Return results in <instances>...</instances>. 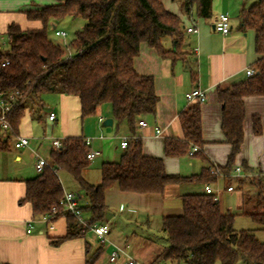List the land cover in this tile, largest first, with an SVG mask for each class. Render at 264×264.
<instances>
[{
  "label": "trees",
  "instance_id": "obj_1",
  "mask_svg": "<svg viewBox=\"0 0 264 264\" xmlns=\"http://www.w3.org/2000/svg\"><path fill=\"white\" fill-rule=\"evenodd\" d=\"M213 2L182 0L181 5L186 15L209 18L213 14ZM25 13L27 19L37 22L38 26L25 29L13 22L6 32L9 48L2 49L0 45V93L18 92L8 115L11 130L5 133L0 126V150L7 149L11 139L19 136L20 124L27 112L42 116L41 112L37 113L40 108L36 110V107L44 105L42 95L48 92L77 97L82 120L95 116L101 106L110 103L117 130L126 124L133 134L138 121L157 115L160 96L155 78L138 73L134 61L144 43L164 59L175 61L180 57L184 23L178 14L166 9L162 0H58ZM66 17L86 20L82 29L68 41L73 49L71 56L67 55L66 47L62 48L49 35L51 23ZM240 28L255 32L259 59L255 75L218 87V98L223 106L222 130L232 151L225 166H216L225 173L229 183L228 175L244 140V99L264 96V0L243 9ZM168 39H171V48L165 45ZM6 60L9 63L4 65ZM179 117L184 136L165 138V155H186L192 145H198L200 149L194 155L204 156L201 103H192ZM253 128L257 134L262 132L260 117H254ZM87 148L85 137H67L62 149L51 151L49 165L43 172L26 180V195L20 202H29L38 216L49 212L64 196L59 171L72 175L88 197V205L81 206L83 212L89 213L85 223L68 213V232L54 244L84 236L93 225L105 223L106 191L115 184L125 192L164 194L170 186L214 184L219 178L209 167L191 175L169 173L164 158L145 154L141 139L135 136L118 161L102 163L101 182L92 184L83 176V171L91 164ZM237 182L241 188L251 185L256 189L254 199L245 193L246 203L254 200L253 210L245 214L264 229V184L256 179L240 178ZM181 199L183 213L163 218L162 232L167 243L155 262L264 264V242L253 230L235 229L236 214L223 210L213 194L191 192L182 194ZM88 245L87 252L90 251ZM104 252L105 244L100 243L86 264H96ZM0 264L7 263L0 261Z\"/></svg>",
  "mask_w": 264,
  "mask_h": 264
},
{
  "label": "crops",
  "instance_id": "obj_2",
  "mask_svg": "<svg viewBox=\"0 0 264 264\" xmlns=\"http://www.w3.org/2000/svg\"><path fill=\"white\" fill-rule=\"evenodd\" d=\"M56 2L58 0H0V37L7 35L8 26L13 22L19 23L25 29L37 27L38 23L29 21L25 11ZM250 2V0H214L213 14L209 18L179 14L184 23L182 50L185 51V55L175 61L162 58L154 48L149 47L146 43L141 46V53L134 61L135 68L140 74L154 76L160 101L155 122L150 125L149 117H146L148 125L146 127L137 126L134 134L126 124L117 130L111 107L105 111L101 106L95 116L82 120L80 100L66 94L59 93L60 105L58 109L51 110L57 114L55 120L49 119L51 111L43 116L27 112L20 124L19 135L27 136L30 145L17 148L15 141L18 136H16L11 139L7 149L0 150L1 262L7 264H86L91 253L100 246L98 241L99 244L95 248L92 247L88 233L54 244L68 232L67 216H60L47 223L42 221L40 216L34 214L29 202H20L26 195V180L38 175L34 166L36 155L40 154L49 161L50 153L53 150L49 146L48 150H46L47 147L45 148L46 143L51 144L50 138H54L53 135L47 134V128L44 130L43 137L38 138L33 134L35 122L41 124L50 122L59 125L63 137L60 139L63 140L70 136L93 137L92 146L101 150L98 157H101L102 163L118 161L120 159L118 157H121L126 151L121 148L122 136L135 135L141 139L144 153L164 158L166 169L169 171L167 160L176 157L165 155V138H183L184 132L179 114L192 104L188 102L186 93L200 88L206 93L207 100L201 104L203 139L205 141L201 152L204 156L200 154L192 156L196 157L195 161L200 166L197 173L211 165L225 166L227 164L232 146L226 141L222 130L223 106L218 98V87L237 83L247 77L246 70L248 68H256L259 55L255 47V32L242 30L240 24L237 25L232 19L234 17L231 16V13L234 12L240 21L243 9L250 6L252 4ZM221 13H228L231 17L232 28L228 34H222L215 29L216 18ZM193 25L197 31L188 32L187 29ZM53 26L56 27L55 24ZM244 100L246 106L244 140L241 151L236 156L233 169L236 166H243L247 170L264 173V96H247ZM29 109L30 106L27 111ZM255 116L260 117L262 122V132L259 134L255 133L253 128ZM110 117L114 119L113 126H105L104 120ZM100 118L103 120L100 121ZM156 128L162 130L160 136L156 135ZM118 148L122 149L120 155L114 152V149ZM90 169L91 166L83 171L84 178L92 184H99L102 172L100 181L97 179L94 181L91 180ZM169 173L173 172L169 171ZM58 175L64 191L77 193L79 198L84 197L85 205H88L86 193L80 189L81 186L75 179L74 182L71 180L70 176H73L63 170L59 171ZM238 179L240 178L231 177L229 183L228 178L219 177L214 183V186L220 190L219 202L222 209L235 213L236 217L241 214L247 215L245 212L249 211L246 209L244 188L253 193L256 192V189L251 185H245L244 188L239 187ZM241 179L261 180L260 178ZM233 181L235 184H232ZM228 183L233 185L235 190L228 191L227 187L230 186ZM204 185H185L183 193L177 192L176 197L185 193L204 192ZM171 187H168L164 194L125 192L120 190L117 184L110 189L118 190L120 197L133 200L131 204L139 207H141L140 201H138L141 199L139 197L143 196L137 195H152L148 199L160 202V208H156L155 211H157L156 214L159 215L162 224L165 216L172 215L169 214L170 211L166 210V205L163 202ZM110 189L106 191L107 205V193ZM78 190L82 191L83 196ZM80 205L83 206L82 203ZM180 209L183 211V204ZM134 210H136L135 207L129 209L131 212ZM142 210L147 215H151L149 212L151 207L148 204L145 205V208L142 207ZM174 210H178V208ZM115 217L116 214L110 217L108 213L105 221L110 225L107 242L109 257L115 247L128 245V255L143 264H187L173 261L155 262L164 246H157L153 239V233L147 232V235L142 236L134 234L129 237L124 232H118L112 227V220H115ZM29 224L33 225L30 233L27 232ZM122 236L124 237L122 238ZM87 245L90 246L89 252H87ZM103 256L104 254L96 264H127L128 261L127 255H121L116 262H111L108 257L107 260L100 263Z\"/></svg>",
  "mask_w": 264,
  "mask_h": 264
},
{
  "label": "rangeland",
  "instance_id": "obj_3",
  "mask_svg": "<svg viewBox=\"0 0 264 264\" xmlns=\"http://www.w3.org/2000/svg\"><path fill=\"white\" fill-rule=\"evenodd\" d=\"M250 1H251L250 2L251 4L253 3V1L255 2L257 0H250ZM181 2L182 0H163V3L166 6V9L173 11L175 13H178V15L183 14ZM235 15L236 14H234V12L231 13V16L234 17L232 19L237 23V25H239L240 21L238 18H236ZM85 23H86V20L83 17H66L62 20H55L50 25L49 35L57 44H60L62 48H64L65 41L72 40L73 37L75 36L76 31L79 29H82ZM53 24H55L56 27H54ZM55 29L65 30L68 33L67 37L63 38V37L57 36L55 34ZM0 44H1L2 49L9 48L10 43H9V39L7 35H3L0 37ZM165 45L167 48H171L172 46L171 39H168ZM184 54H185L184 50H180L178 52V56H182ZM60 98H61L60 94L56 92L44 93L42 95L44 105L42 107H36V110L40 108V111H37V113L41 112L43 116L45 113L49 114V112L54 108L58 109L60 105ZM110 107L112 108V105L110 103H106L103 105V108L105 111L107 110V108H110ZM149 122H150V125H152L155 122V117L150 116ZM45 128H47L48 135L50 136L53 135L54 138H63L61 136L62 134H61L60 126L54 123L52 124L50 122L47 124L45 123L41 124V123L35 122L33 126V134L35 135V137H38V138L43 137L45 133L44 131ZM50 145L51 144L46 143V146H45V148L47 147L46 150H48V146L50 148L52 147ZM121 151L122 149L120 148H118L117 150L114 149L115 153L117 154L119 153L118 155H120ZM118 158H120V156ZM195 160H196V157H192L189 154L181 155L176 158H169L167 160L168 170L172 171L173 173L182 174V175H190V174L197 173L200 166L199 164L197 165V162ZM90 166H91V169L89 172H90L91 180L93 179L95 181V179H97V181H100L101 166H102L101 157H98L94 161H92ZM70 178L74 182V178L71 176ZM233 183L235 184V181H233L232 184ZM228 185L230 184L228 183ZM184 186L185 185L172 186L169 193H167V196L165 197L163 202L166 205V210L170 211L169 214L180 215L183 213V211L180 209L182 207L181 196L176 197V195H177V192L179 191L183 193ZM81 190H78V192L83 196V193ZM243 191H245L246 195L250 194L252 196L251 199L252 198L254 199L256 197L255 193L251 192L250 190H246L244 188ZM137 196H143V197H139L141 199L138 200L140 201L141 207L133 206L131 204L133 200L129 198L120 197L118 190H115V189L109 190V192L107 193L108 209H107L106 215L109 213L110 217L111 216L113 217L114 214H116L115 220H112V227L115 228L116 231L118 232H121V231L124 232V234L128 235L129 237L134 236V234H137L138 236L147 235V232H151L154 235L153 239L155 240V243L157 244V246L159 245L164 246L167 243V241L165 239L164 233L162 232L161 220L159 218V215L156 214L157 211H155L156 208H160V202L151 201L153 199H148V197L152 195H145V196L137 195ZM79 201L80 203H82L83 206H86L85 205L86 201L84 197L79 198ZM253 201L254 200H252L249 203H246V209H248L249 211H252L254 208ZM147 204L151 207V210L149 211L151 215H147L146 213H144V210H142V207L145 208V205ZM132 207L136 208L134 212L129 211V209L130 208L132 209ZM175 208L176 209L178 208V210H174ZM84 216L86 218L89 216L88 211H85ZM148 219H149V222H148ZM234 227L237 230H242V229L253 230L255 231L257 237L262 242H264V229L262 228L260 224L253 222L249 216L243 215V214L237 216L235 219ZM123 237L124 236H122V238ZM88 239L92 243L93 248H95L99 244L96 236L91 230L88 233ZM105 246H106L105 247L106 251L100 263H103V261L107 260L109 257L108 243H106ZM216 264H220V263L217 262ZM238 264H244V262L240 261Z\"/></svg>",
  "mask_w": 264,
  "mask_h": 264
},
{
  "label": "built area",
  "instance_id": "obj_4",
  "mask_svg": "<svg viewBox=\"0 0 264 264\" xmlns=\"http://www.w3.org/2000/svg\"><path fill=\"white\" fill-rule=\"evenodd\" d=\"M232 25H231V17L228 13H221L215 21V29L221 32L222 34H228L231 31ZM188 32H195L197 31V28L195 25L189 27L187 29ZM55 34L60 37H67L68 33L65 30L55 29ZM65 47H66V53L68 56H71L73 54V49L68 44V41H65ZM9 61L6 60L4 62L5 64H8ZM256 69L255 68H248L246 70V76L251 77L255 75ZM18 93V92H17ZM17 93H10L9 95H5L0 93V126L1 130L3 132H8L11 130V123L9 121L8 115L11 111L14 103L17 100ZM186 98L189 103H204L207 100L206 93L202 91L200 88H195L189 92L186 93ZM57 117L56 112L53 110L49 114L50 120H55ZM103 118H100V121H102ZM148 125L146 119H142L138 121V127H146ZM155 133L157 136H160L162 134V130L160 128H156ZM133 137L135 136H122L121 140V148L126 150L131 141L133 140ZM93 137H86L85 143L88 146L87 148V158L92 162L94 161L100 154L101 150L94 148L93 145ZM52 148L54 150H60L64 146V140L60 138H50ZM30 145V140L27 136L19 135L17 137V140L15 141V146L17 148L27 147ZM200 147L198 145H192L190 150L188 151V154L190 156H193L196 152H198ZM49 165V161L41 156L40 154L36 155V161H35V169L38 174L42 173L44 168ZM209 170L212 174H216L219 177H225L224 172L218 167V166H210ZM228 177H239V178H260L262 182L264 183V173L263 172H254L251 170H247L243 166H236L234 167L233 171L228 175ZM228 191L235 190V187L233 185H230L227 187ZM204 191L208 194H213L216 201H219V188H216L214 184H205L204 185ZM74 215L81 223H85L86 217L84 216V212L82 210V207L79 203V197L74 192H65L64 196L61 197L57 203L53 204L49 212H46L40 216L41 220L47 223H50L54 219L60 217V216H66L67 214ZM33 225L29 224L27 232H32ZM91 231L96 235L99 243L106 244L108 242V235L110 233V225L105 222L103 224H95L91 227ZM128 245L126 246H117L115 247L111 253H110V261L116 262L118 258L121 255H127L128 261L127 264H143L139 261H137L136 258L131 257L128 255L127 252Z\"/></svg>",
  "mask_w": 264,
  "mask_h": 264
},
{
  "label": "water",
  "instance_id": "obj_5",
  "mask_svg": "<svg viewBox=\"0 0 264 264\" xmlns=\"http://www.w3.org/2000/svg\"><path fill=\"white\" fill-rule=\"evenodd\" d=\"M54 27H55V26H54ZM0 45H1V44H0ZM113 121H114V119H113L112 117H110V118L105 119L104 122H103V124H104L105 126H113Z\"/></svg>",
  "mask_w": 264,
  "mask_h": 264
}]
</instances>
